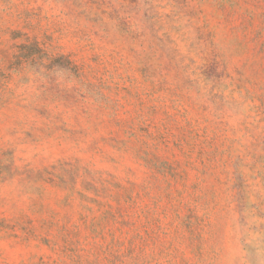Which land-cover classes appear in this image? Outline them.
I'll list each match as a JSON object with an SVG mask.
<instances>
[{"label":"rangeland","instance_id":"rangeland-1","mask_svg":"<svg viewBox=\"0 0 264 264\" xmlns=\"http://www.w3.org/2000/svg\"><path fill=\"white\" fill-rule=\"evenodd\" d=\"M0 264H264V0H0Z\"/></svg>","mask_w":264,"mask_h":264}]
</instances>
